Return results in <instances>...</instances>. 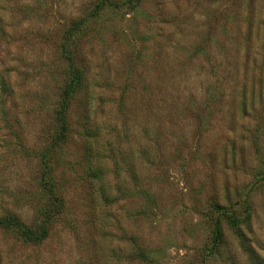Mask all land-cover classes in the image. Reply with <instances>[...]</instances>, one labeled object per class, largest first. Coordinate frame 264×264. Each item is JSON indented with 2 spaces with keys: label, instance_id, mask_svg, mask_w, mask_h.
<instances>
[{
  "label": "rangeland",
  "instance_id": "rangeland-1",
  "mask_svg": "<svg viewBox=\"0 0 264 264\" xmlns=\"http://www.w3.org/2000/svg\"><path fill=\"white\" fill-rule=\"evenodd\" d=\"M49 209L0 264H264V0H0V219Z\"/></svg>",
  "mask_w": 264,
  "mask_h": 264
},
{
  "label": "trees",
  "instance_id": "trees-1",
  "mask_svg": "<svg viewBox=\"0 0 264 264\" xmlns=\"http://www.w3.org/2000/svg\"><path fill=\"white\" fill-rule=\"evenodd\" d=\"M139 2V0H137ZM102 4V3H101ZM103 5V4H102ZM64 51L67 53V47L64 45ZM62 48V49H63ZM68 61V82L64 85L62 88L59 102L57 104L56 110H55V116L54 119L57 124V135H56V142L62 141L66 137V132H67V122H66V115H67V110L70 104V101L80 83L81 79V71L78 70L75 66L73 61L70 58H67ZM44 165L47 169V164L44 162ZM49 169L46 170V172ZM45 172V173H46ZM49 174H47L48 177ZM46 179L47 184L44 185L43 190L47 191L52 198H55V187L56 184L49 179V177ZM48 179V180H47ZM215 211L219 213L218 217L214 221V227H213V233H212V246L215 247L218 242L220 241L222 237V229H221V217H228L232 219L233 224H237L238 221L234 218V215L232 212H230L229 209L223 208L221 206L215 205ZM52 209L46 210V212L41 213V215L44 217L41 219V223L39 224L38 227L35 229H29L26 227L24 224H22L17 217L15 216H7L3 219H0V227L4 226H15L19 229L22 237L32 243H39L46 239L48 231H47V225L49 224L48 218L50 216ZM212 249H209V252H211Z\"/></svg>",
  "mask_w": 264,
  "mask_h": 264
}]
</instances>
